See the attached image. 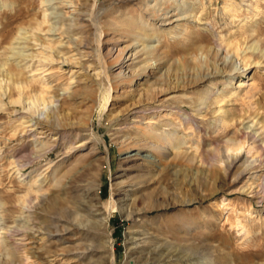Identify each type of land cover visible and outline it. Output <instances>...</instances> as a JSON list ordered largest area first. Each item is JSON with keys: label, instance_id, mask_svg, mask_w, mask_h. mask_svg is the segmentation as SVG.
Segmentation results:
<instances>
[{"label": "rangeland", "instance_id": "374dc122", "mask_svg": "<svg viewBox=\"0 0 264 264\" xmlns=\"http://www.w3.org/2000/svg\"><path fill=\"white\" fill-rule=\"evenodd\" d=\"M126 19L165 31L151 61ZM262 171L264 0H0V264H264Z\"/></svg>", "mask_w": 264, "mask_h": 264}, {"label": "bare ground", "instance_id": "6f19581e", "mask_svg": "<svg viewBox=\"0 0 264 264\" xmlns=\"http://www.w3.org/2000/svg\"><path fill=\"white\" fill-rule=\"evenodd\" d=\"M153 10H154L153 12L157 11V12L154 13V15L158 19L163 18V17L165 19L167 17V16H164L165 11H161L160 12V11H158V9H153ZM172 15H173V13H172ZM117 26L118 25H116V27ZM120 26L121 27H117V31H120V33H118V35H116L117 37L114 38L113 42H116L120 38V36H123L125 33L127 34V32H130L132 34V33H134L136 31L135 30L136 28H140L141 27L137 23V21H134V20H131V19L130 20L126 19V20L121 21V25ZM141 33L143 34L144 37L141 36ZM165 35H166L165 31L161 27H157V26H154V25H150V26L144 25V26H142L141 27V32L138 35L135 36L136 41H133L132 44H130L131 46L136 44V42H137V45L142 44L143 42L139 43L138 42L139 40H144V39H147V40L150 39L151 40L153 38L155 39V37L159 38V40H158L157 45L152 46L151 48H145L146 45H144L141 48L137 49L134 52L136 54L135 57H141L142 55H144L142 59H148L149 61H151V59L156 55L157 49H159L161 46H164V45L166 46V44L163 42L164 39H166ZM132 38H133V36H132ZM161 38H162V40H161ZM82 45H85V44H82ZM112 49L113 48L111 47L110 48V52L112 51ZM115 50H116L115 56L118 57L120 62H121L122 58H123L122 54H123L124 50H121L119 48H115ZM141 60H139V61H141ZM146 66L143 65V64L139 65V67H140L139 71H141ZM129 75H124V76L128 78ZM13 78H12L11 82H13L17 86L21 85V82L19 80L13 79ZM228 91H231V88H229ZM114 96L117 97V94H115ZM27 97L29 99L28 109L33 114H41V113H43L45 111V109H47L46 108V101H45V99H44V97L42 95H36L35 97H32L29 94ZM16 99H17L16 101H18V98H16ZM41 121L42 120H38V124H42L44 126H47V128H55L56 127L55 123H53V122L48 123V121H49L48 119L47 120H43L44 122H41ZM43 132H45V131H43ZM53 139H55V137L52 138V140ZM137 142H138V140H137ZM182 142H183L182 138L180 136H178L173 131H162V130L155 129L153 126H148V127L145 128L144 139L142 140L141 144L144 147L150 148V150H152L153 154H155V155H163L164 153L171 152L173 150L175 151L176 149H179V147L181 146ZM48 145H51V144H48ZM44 147H46V146H44ZM38 149H40V148H38ZM199 155L202 156L201 153H199ZM232 162L233 161H230V163H232ZM251 164H252V161L248 162V164H246V166L244 167V170L246 171L248 166H250L249 168H253L254 166H252ZM70 166L67 165L65 170H64V172L62 174H60V175L57 174V177H56V180H55V184H54V187H53V189L57 193H59L60 189L64 186V183L61 181L62 177H70L75 182V181H79V179L87 176V173L84 172V171L80 172L79 174H74L72 172V170H71L72 168ZM263 172L264 171H262V175L264 174ZM262 175L260 176V178L263 179V182H264V177H262ZM64 189L69 190L70 188L65 186ZM73 202L74 201H69L68 199L59 196V194H54V195H52L49 198L48 201H46V205L44 206L45 207L44 209L46 210V212L47 211L48 212H50V211L57 212L60 216H62V218L66 219L69 216V214L72 213L73 209L75 210V208H76V206L74 205ZM69 203H71V204L68 205ZM63 205H65V206H63ZM45 214H46V216L49 217V215H47V213H45ZM21 244L19 243V245H21ZM4 261L3 262L6 263V264H21L23 259H21L19 261L18 259L14 258V257H8L7 256V257L4 258Z\"/></svg>", "mask_w": 264, "mask_h": 264}]
</instances>
